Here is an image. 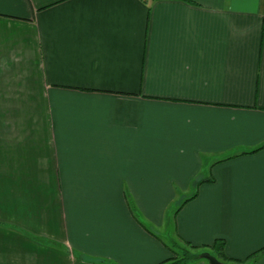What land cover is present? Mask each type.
Segmentation results:
<instances>
[{
  "label": "crops",
  "instance_id": "crops-1",
  "mask_svg": "<svg viewBox=\"0 0 264 264\" xmlns=\"http://www.w3.org/2000/svg\"><path fill=\"white\" fill-rule=\"evenodd\" d=\"M172 221L264 264V0H0V264H162Z\"/></svg>",
  "mask_w": 264,
  "mask_h": 264
},
{
  "label": "trees",
  "instance_id": "trees-1",
  "mask_svg": "<svg viewBox=\"0 0 264 264\" xmlns=\"http://www.w3.org/2000/svg\"><path fill=\"white\" fill-rule=\"evenodd\" d=\"M226 242L223 239L216 240L213 244L209 246H197L193 245L187 241H184L180 247V251H174V257L163 262L162 264H195L200 261H205L208 264L210 262L204 257L205 254H210L218 258L225 263H236L244 264L255 258L257 255L252 254L246 259L237 260L230 258L225 253Z\"/></svg>",
  "mask_w": 264,
  "mask_h": 264
},
{
  "label": "rangeland",
  "instance_id": "rangeland-1",
  "mask_svg": "<svg viewBox=\"0 0 264 264\" xmlns=\"http://www.w3.org/2000/svg\"><path fill=\"white\" fill-rule=\"evenodd\" d=\"M172 223V224H171ZM167 233H165V237L166 238V241L169 243V247L174 250V251H180V247L179 246H182V242L180 241H177L175 235H174V221L168 223L167 225Z\"/></svg>",
  "mask_w": 264,
  "mask_h": 264
},
{
  "label": "water",
  "instance_id": "water-1",
  "mask_svg": "<svg viewBox=\"0 0 264 264\" xmlns=\"http://www.w3.org/2000/svg\"><path fill=\"white\" fill-rule=\"evenodd\" d=\"M204 257L210 262V264H228L210 254H205Z\"/></svg>",
  "mask_w": 264,
  "mask_h": 264
}]
</instances>
